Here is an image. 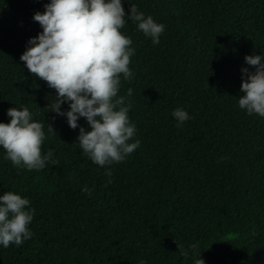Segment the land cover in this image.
Masks as SVG:
<instances>
[{
    "label": "trees",
    "instance_id": "trees-1",
    "mask_svg": "<svg viewBox=\"0 0 264 264\" xmlns=\"http://www.w3.org/2000/svg\"><path fill=\"white\" fill-rule=\"evenodd\" d=\"M49 2L0 0V123L28 107L55 129L42 152L58 160L28 171L0 148V196L35 209L32 239L0 246V264H194L180 255L193 243L205 264H264V118L238 106L241 69L254 70L244 57L264 55V0H122L165 31L153 45L132 21L121 29L135 55L118 95L140 146L107 168L83 155L79 128L49 111L55 91L19 59ZM177 108L192 117L179 128Z\"/></svg>",
    "mask_w": 264,
    "mask_h": 264
},
{
    "label": "clouds",
    "instance_id": "clouds-1",
    "mask_svg": "<svg viewBox=\"0 0 264 264\" xmlns=\"http://www.w3.org/2000/svg\"><path fill=\"white\" fill-rule=\"evenodd\" d=\"M32 19L42 31L27 41L19 59L30 74L55 91L49 111L65 117L70 129L79 128L76 142L93 164L107 168L123 162L140 146V140L135 139L136 125L129 119L131 105L118 95L121 77L131 80L134 76L129 65L135 55L131 37L122 34L121 29L132 21L153 45H159L165 25L135 4L126 14L122 0H50L43 13L36 12ZM244 62L254 70L241 69L243 95L238 98V106L248 115L264 118V55L245 56ZM127 95H132V89ZM65 103L68 111H61ZM171 115L177 128L192 118L182 108ZM7 116L10 122L0 123V148L6 160L28 171L58 163L53 150L42 152L47 139L45 126L48 135L56 137L51 124L34 120L26 106L9 108ZM81 118L90 131L79 125ZM105 175L111 176L112 172L106 171ZM82 192L91 196L92 189L85 186ZM34 215L29 199L13 191L0 196V246L18 247L32 239L29 225ZM198 248L199 244L193 243L180 255L187 258L190 249L194 264H205L198 258Z\"/></svg>",
    "mask_w": 264,
    "mask_h": 264
}]
</instances>
